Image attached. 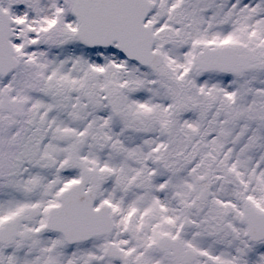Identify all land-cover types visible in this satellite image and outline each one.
Listing matches in <instances>:
<instances>
[{
	"label": "snow or ice",
	"instance_id": "6c2138e0",
	"mask_svg": "<svg viewBox=\"0 0 264 264\" xmlns=\"http://www.w3.org/2000/svg\"><path fill=\"white\" fill-rule=\"evenodd\" d=\"M0 264H264V0H0Z\"/></svg>",
	"mask_w": 264,
	"mask_h": 264
}]
</instances>
